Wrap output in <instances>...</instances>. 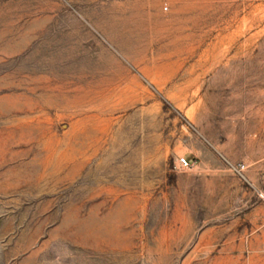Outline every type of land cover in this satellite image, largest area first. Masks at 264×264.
<instances>
[{
  "label": "rangeland",
  "instance_id": "obj_1",
  "mask_svg": "<svg viewBox=\"0 0 264 264\" xmlns=\"http://www.w3.org/2000/svg\"><path fill=\"white\" fill-rule=\"evenodd\" d=\"M0 264H264V0H0Z\"/></svg>",
  "mask_w": 264,
  "mask_h": 264
},
{
  "label": "built area",
  "instance_id": "obj_2",
  "mask_svg": "<svg viewBox=\"0 0 264 264\" xmlns=\"http://www.w3.org/2000/svg\"><path fill=\"white\" fill-rule=\"evenodd\" d=\"M177 166L180 168H187L190 166V160L184 156H180L177 160Z\"/></svg>",
  "mask_w": 264,
  "mask_h": 264
}]
</instances>
